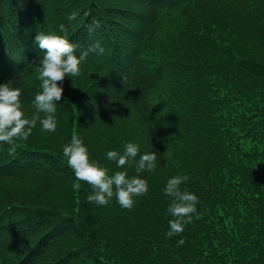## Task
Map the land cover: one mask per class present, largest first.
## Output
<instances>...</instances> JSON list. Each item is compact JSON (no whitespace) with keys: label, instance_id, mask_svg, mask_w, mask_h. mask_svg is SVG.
I'll list each match as a JSON object with an SVG mask.
<instances>
[{"label":"trees","instance_id":"16d2710c","mask_svg":"<svg viewBox=\"0 0 264 264\" xmlns=\"http://www.w3.org/2000/svg\"><path fill=\"white\" fill-rule=\"evenodd\" d=\"M39 32L66 37L77 56L100 42L103 53L80 64L90 80L66 85L76 99L62 94L54 116L74 109L71 136L90 162L138 175L148 192L130 210L115 195L90 203L92 186L61 147L14 138L10 152L0 142L2 182L26 189L0 197V264H264V0H0V80L12 79L33 112L42 89L25 77L44 55ZM128 143L138 154L117 167L107 152ZM153 152L156 168L138 174ZM176 175L189 177L181 189L198 197L201 216L168 238L163 188Z\"/></svg>","mask_w":264,"mask_h":264},{"label":"clouds","instance_id":"9594fccd","mask_svg":"<svg viewBox=\"0 0 264 264\" xmlns=\"http://www.w3.org/2000/svg\"><path fill=\"white\" fill-rule=\"evenodd\" d=\"M74 18V16L69 17V19ZM96 26H99L98 23ZM59 27L61 32L67 31L63 24ZM34 44L38 45L44 55L38 58V64L33 62L36 64L37 79L41 81L42 90L35 95L32 103L36 112L44 113V117L35 115L31 119L25 118L20 102V89L12 87L11 82L0 83V142L8 143L10 152H14L17 147L14 138L27 140L38 119L44 131L56 130L54 116L56 102L61 101L64 91L60 84L66 76L71 78L80 75V64L86 59L88 52L102 54L104 51L97 41L77 56L74 54L76 46L66 37L55 33H37ZM138 151V145L128 143L123 154L109 151L107 157L116 161L117 167H122L130 159H134ZM63 155L67 157V164L73 170L76 179L92 186L93 193L87 197L90 203L107 205L115 195L120 206L130 210L134 205L133 197L148 192L147 181L139 178L138 175L128 178L127 172L117 171L109 176L108 169L100 167L98 163L90 162L88 149L77 135H73L70 143L63 146ZM156 161L155 152L143 154L138 161L137 173L144 170L153 171L157 166ZM187 180L189 177L186 175H176L169 178L163 188L164 195L170 198L167 212L172 217L168 220L169 230L166 233L168 238L180 235L186 225L193 223L194 216L197 220L201 216L197 211L198 197L187 189H181V185ZM73 188L78 190L80 185L74 183ZM183 244L182 238L177 241V246Z\"/></svg>","mask_w":264,"mask_h":264},{"label":"rangeland","instance_id":"374dc122","mask_svg":"<svg viewBox=\"0 0 264 264\" xmlns=\"http://www.w3.org/2000/svg\"><path fill=\"white\" fill-rule=\"evenodd\" d=\"M217 9L219 11H224V14L227 13V14L231 15V9L229 6H223L221 4H218ZM222 19H223L224 25H221V26L225 27L224 33H229L231 31H233L230 28L231 25H228L229 19H225V18H222ZM233 25H235V24H233ZM238 28H240V27L235 25L234 30H236ZM163 34L165 37L169 35V33H167V32H163ZM229 40L235 41L234 38H229ZM83 73H85V71H80V75L76 76L79 78L78 84L81 86L79 91L85 87L86 83H88V81L91 78V77L84 76ZM37 75H38V73L36 72V67H35L32 71H30L28 73V76L25 78L30 77L36 85H39V84H41V81H39L37 79ZM76 77H71V78L67 77V76L65 77L62 84H60V86L64 90L62 93L63 95L65 93H67L70 97L76 99L73 92H71V90L68 87H66V85H70V87H72L74 79ZM25 78L19 77L17 79V81L21 82L23 84L29 83V82H27V80ZM0 83H5V82L0 80ZM14 84H15L14 82H11L12 87H15ZM121 102L122 101L120 100L119 101L120 105H117L115 107H124L126 105V104H121ZM74 103H75V101H74ZM74 103H72V104L74 105ZM21 106H22V111L25 114V118L31 119L35 115H38L40 118L44 117V113L33 112V111L29 110L28 108H26L24 105H21ZM59 116H58V121L56 122V129H58V127H59L58 131L57 130H55L54 132L44 131L42 129V126L40 125L39 119H38L35 127L32 128L31 134L27 140H24L22 138H17V139H19L20 141H22V143H24L25 145H28L32 148L39 147L41 149H46V147H52V146L56 145L55 147H61L63 149V146L70 143V141H71V137H72L71 134H72L73 129H74V126H73V122H74V118H75L74 109H72V113L67 112L66 114H63L62 116H60V117ZM55 120H56V118H55ZM56 135H60L61 137H55ZM2 180L3 179L0 178V197H4V196L11 197V196H16V195H22L23 193L26 192V189L24 187L22 188V186L19 183H10L8 181L2 182ZM33 191H39V190H33ZM43 191H47L50 193L52 192V190H50V189L43 190ZM40 201H45V200L40 199Z\"/></svg>","mask_w":264,"mask_h":264}]
</instances>
